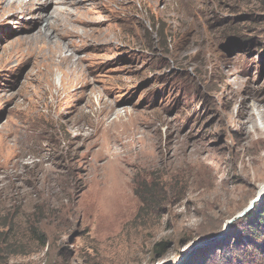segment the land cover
Segmentation results:
<instances>
[{"label":"rangeland","instance_id":"obj_1","mask_svg":"<svg viewBox=\"0 0 264 264\" xmlns=\"http://www.w3.org/2000/svg\"><path fill=\"white\" fill-rule=\"evenodd\" d=\"M89 1L0 0V264L219 257L264 192V0Z\"/></svg>","mask_w":264,"mask_h":264},{"label":"trees","instance_id":"obj_2","mask_svg":"<svg viewBox=\"0 0 264 264\" xmlns=\"http://www.w3.org/2000/svg\"><path fill=\"white\" fill-rule=\"evenodd\" d=\"M32 233L35 232L33 231ZM37 240L41 241V245H44V238L38 237ZM231 241L234 242L233 245ZM219 246L223 247L220 249L219 257L206 260L207 251L205 254L198 256L196 264H258V261L264 258V197L257 208L255 206L244 218L232 224L228 243ZM168 247V243L159 242L154 246L153 252L161 257L165 254ZM8 248L11 249L10 254L14 253L15 247L10 245ZM3 250L2 246H0L1 259H4L1 256ZM65 250L66 248H64ZM184 264L192 263L191 261H186Z\"/></svg>","mask_w":264,"mask_h":264},{"label":"water","instance_id":"obj_3","mask_svg":"<svg viewBox=\"0 0 264 264\" xmlns=\"http://www.w3.org/2000/svg\"><path fill=\"white\" fill-rule=\"evenodd\" d=\"M263 197H264V192L262 193V195H259L255 200L252 201L251 206H250L247 210H245V211H244L242 214H240L239 216H237V217L231 219V220L227 223V224H228V229H227V231L230 229V227L232 226V224H233L236 220H238V219H240V218L246 216V214H247L248 212H250L251 210H253L254 207H255V204H256L257 202H259L260 200H262Z\"/></svg>","mask_w":264,"mask_h":264},{"label":"bare ground","instance_id":"obj_4","mask_svg":"<svg viewBox=\"0 0 264 264\" xmlns=\"http://www.w3.org/2000/svg\"><path fill=\"white\" fill-rule=\"evenodd\" d=\"M51 1V0H50ZM82 1V0H81ZM36 2V1H35ZM38 2V1H37ZM57 2V1H56ZM56 2H55V4H56ZM64 2V1H63ZM62 2V3H63ZM87 2H90L89 0H87ZM40 3V2H39ZM60 3V2H59ZM58 3V4H59ZM53 4V3H52ZM73 4V3H72ZM31 6V5H30ZM26 7V6H25ZM24 8V7H23ZM34 8V7H33ZM26 11V10H25ZM51 12V11H50ZM57 12H58V10H57ZM53 13V12H52ZM51 13V14H52ZM24 14V13H23ZM50 15V14H49ZM36 18H38V17H36ZM59 18V17H58ZM54 19V18H53ZM44 20V19H43ZM42 23V22H41ZM250 114L251 115H253V113H249V112H246V114L243 112V113H241V117H243V115H245L246 117H249L250 116ZM260 118V117H259ZM254 119H255V117L253 118V121H252V124H253V122H254ZM255 123V122H254ZM254 125V124H253ZM244 126H245V123L244 122H241V128L243 129L244 128ZM254 128L256 129L257 127H256V125L254 126ZM184 156V155H183ZM186 160V159H185ZM124 171V170H123ZM125 172V171H124ZM123 177V173H121V175H120V179Z\"/></svg>","mask_w":264,"mask_h":264}]
</instances>
